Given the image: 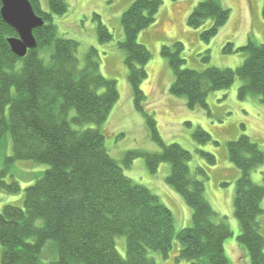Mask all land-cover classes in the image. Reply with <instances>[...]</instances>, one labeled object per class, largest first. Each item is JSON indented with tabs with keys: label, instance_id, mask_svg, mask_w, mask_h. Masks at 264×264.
<instances>
[{
	"label": "trees",
	"instance_id": "1",
	"mask_svg": "<svg viewBox=\"0 0 264 264\" xmlns=\"http://www.w3.org/2000/svg\"><path fill=\"white\" fill-rule=\"evenodd\" d=\"M29 1L45 25L34 31L38 46L24 58L17 57L8 43L18 34L4 22L0 1V149L8 135L12 143V154L0 170V193H21L18 181L6 180L16 162L32 161L47 168L25 189L24 207L8 204L0 212V264H156L149 252L169 258L175 238L181 245L177 263L230 264L225 243L233 233L227 224L216 221L217 213L205 197V183L190 170L192 154L178 144H165L157 121L145 107L142 84L148 78L152 54L138 38L156 22L164 0H136L122 17L124 40L119 48L126 54L135 108L147 119L153 141L162 147L160 154L129 152L124 161L129 168L133 160L144 156L152 173L162 163L170 164L167 183L193 210L192 226L178 233L172 211L147 187L128 177L108 152L101 127L120 100L117 81L101 73L97 49H91L82 67L77 55L80 43L59 36L54 16L68 12L67 1L48 0L49 11L42 9L40 0ZM230 15L219 0H199L187 24L200 29L211 21L201 34L210 42ZM96 18L98 40L105 45L113 35L100 16ZM52 46L50 63H46L40 51ZM183 51L184 44L175 42L163 46L161 54L175 76L170 94L187 98L189 109L208 108L209 94L230 88L236 80L242 82L240 99L256 94L264 103V44L250 39L236 48L228 43L224 53L247 54L236 70L185 68ZM91 125L96 127L84 128ZM194 138L202 144L212 139L202 128ZM228 152L241 172L234 201L240 223L237 241L246 249L250 264H264L260 220L264 185L251 178L264 165V150L242 135L228 143ZM202 155L216 165L215 155ZM197 172L207 177L204 169ZM119 236L126 238V257L117 249Z\"/></svg>",
	"mask_w": 264,
	"mask_h": 264
},
{
	"label": "rangeland",
	"instance_id": "2",
	"mask_svg": "<svg viewBox=\"0 0 264 264\" xmlns=\"http://www.w3.org/2000/svg\"><path fill=\"white\" fill-rule=\"evenodd\" d=\"M44 11H49L48 0H40ZM68 12L60 17L54 16V23L59 36L76 40L80 43L78 58L80 65L85 66L86 56L92 48L99 53L101 73L108 79L117 81L120 100L114 106L108 121L101 127L106 137L109 154L124 169V173L136 184L147 187L156 195L162 204L173 213L176 233L193 224V210L186 204L181 195L167 183L171 173L169 163H162L158 171L152 173L147 165L146 157L141 156L132 161L128 168L125 157L129 152L160 154L162 147L153 141L147 119L135 108L134 97L128 82L126 54L119 48L124 40L122 25L123 14L136 0H66ZM231 12L230 20L222 27L210 42L201 38L203 31L211 27L208 21L200 29L188 27L189 15L199 4V0H164L157 20L144 30L138 38L140 44L148 48L152 59L147 65L148 78L142 84L146 94V110L157 121V128L167 145L178 144L192 154L189 163L192 174L205 183V197L217 213L216 221L224 222L233 236L225 243L226 254L230 264H250L246 249L238 243L240 223L235 217L236 184L241 176L240 170L231 162L228 143L247 135L264 150V103L261 97L250 94L246 99L239 98L240 80L228 89L211 92L207 99L208 108L198 107L191 110L187 106V98L174 97L170 94L175 76L161 50L165 45L175 42L184 44L182 58L186 60L185 68L204 71L210 67L220 69L239 68L246 60L247 54H226L223 49L228 43L234 47L245 46L251 39L264 44V0H219ZM100 16L113 39L101 45L98 40V24ZM54 47L40 51V56L50 63ZM209 56V60H205ZM75 112H72V117ZM75 127V126H74ZM95 128L86 126L84 128ZM78 128V127H75ZM202 128L212 137L211 141L202 144L194 138V133ZM202 152L216 157V165H211ZM12 154V143L9 135L0 149V170L5 168L7 156ZM47 165L32 161H18L9 170L6 178H13L21 184V193L14 195L0 193V212L3 207L12 204L24 207V192L36 181L39 172ZM204 169L207 177L197 172ZM255 184L264 185V165L251 174ZM264 210V201L262 203ZM262 233L264 235V216ZM119 253L126 257V238H116ZM181 245L177 238L173 243L169 258L162 253L150 251L149 256L156 264H187L184 260L176 261ZM244 248V249H243ZM1 253V247H0ZM49 264V262H45Z\"/></svg>",
	"mask_w": 264,
	"mask_h": 264
},
{
	"label": "water",
	"instance_id": "3",
	"mask_svg": "<svg viewBox=\"0 0 264 264\" xmlns=\"http://www.w3.org/2000/svg\"><path fill=\"white\" fill-rule=\"evenodd\" d=\"M1 14L4 22L12 27L18 37L8 39L12 52L19 58H24L30 50L37 48L34 35L36 29L42 28L45 21L38 16L29 0H0Z\"/></svg>",
	"mask_w": 264,
	"mask_h": 264
}]
</instances>
